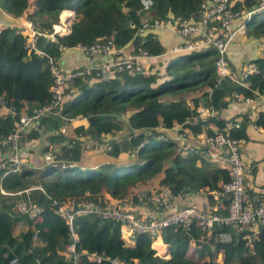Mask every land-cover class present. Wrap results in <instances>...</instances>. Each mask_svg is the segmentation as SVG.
Segmentation results:
<instances>
[{
    "label": "trees",
    "instance_id": "trees-1",
    "mask_svg": "<svg viewBox=\"0 0 264 264\" xmlns=\"http://www.w3.org/2000/svg\"><path fill=\"white\" fill-rule=\"evenodd\" d=\"M152 1V8L144 10L139 0H37L36 10L30 18L36 31L47 29L52 22L57 21L61 9L73 10L77 15L69 33L58 37L56 42H48L44 36H38L30 42L27 31L25 34L15 33L13 28L5 25L0 30V97L4 103L0 107V138L15 127L20 111L27 104L34 105H29L31 108L48 102L52 77L46 56L58 58L62 47L73 48L76 44L93 42L102 37L111 39L115 49L130 43L129 52L145 50L150 55L160 54L163 47L156 34L151 30L138 34L134 28L143 22L151 24L162 21L167 15L189 17L195 13L200 2ZM26 2L0 0V8L14 17L26 6ZM256 2L258 0H244L243 5L249 8ZM235 4L236 8L241 7L239 2ZM257 13L260 19L255 22ZM245 25L247 32L249 30L250 34L264 39V9L254 13L245 21ZM214 58L212 49L188 52L171 61L170 71H166L169 78L159 83L153 74L125 72L121 73V80L112 78L89 85L84 83L83 76L71 80L65 92L78 86L82 88L79 95L62 103L61 108L54 113L56 119L52 118L53 115L44 116L25 134V140L29 141L39 137V129L42 128L47 136L46 144H59L56 158L66 163L67 169L57 173L53 179L42 180L39 185L42 190L32 189L26 195L31 203L41 208L37 216L29 217L12 211L2 204L0 194V264H7L11 257H16L19 264H69L58 254V250H62L66 244L65 225L48 206L51 197L90 192L105 199L98 192L103 184L113 188L108 192L110 197L121 198L126 193V186L155 179L157 185L167 187L177 196L184 188L210 192L216 190L220 183L226 182V168H219L194 154L181 155L172 141L158 139L157 130L158 126L167 130L175 123L187 126L183 122L190 118L192 127L199 128L206 124L204 129L207 133H212L208 124L231 138H248L244 131L247 124L244 115L239 119L241 124L238 128H228L226 124L229 121L224 122L216 117L208 118L204 124L194 122L193 118L198 116L197 108L201 106V101L219 111L231 100L233 92L242 97L252 96L254 92L264 96V57L246 61L254 64L258 72L244 77V85L226 80L216 83ZM179 65L183 69H178ZM241 65L233 69L229 64L231 70L236 72ZM190 85H194L195 89H189ZM6 107H12L13 113H8ZM125 112L128 113L126 116ZM120 113H124V116L120 117ZM78 115L87 117L88 126L86 129L76 128V135L89 136L98 142L107 134L127 128L129 131L109 143V149L105 150L113 158L125 152L129 157L135 154L137 159L131 158L132 162L120 164L112 174L105 175L96 169L83 171L69 168L70 163L80 159L85 143L66 138L60 132V127ZM253 123L264 131V113L255 111ZM29 174L25 168L7 173L0 177V188L4 191L23 188V181ZM74 226L80 247L87 253L100 254V264H212L211 253L208 254L209 262L199 263L186 258L185 252L191 240L212 244L213 252L221 251V264H264V225H257L255 238L250 242L247 241L251 235L250 229L235 232L229 226H216L208 238L194 224L185 229L165 227L159 235L162 243L172 249L169 258L154 256V250L148 247L153 237L146 234L135 235L133 245L124 246L115 222L100 221L85 215L76 217ZM15 227H18V231L14 233ZM222 231L230 234V240L225 243L214 241L215 235ZM113 259H117V263H113ZM81 261L82 264H94L85 257Z\"/></svg>",
    "mask_w": 264,
    "mask_h": 264
},
{
    "label": "built area",
    "instance_id": "built-area-1",
    "mask_svg": "<svg viewBox=\"0 0 264 264\" xmlns=\"http://www.w3.org/2000/svg\"><path fill=\"white\" fill-rule=\"evenodd\" d=\"M232 1L200 0L195 13L189 17L167 15L162 21H155L151 24L143 22L134 29L138 34H142L147 30L165 28L183 40L181 44L161 53L164 55L212 49L215 52L213 61L215 82L220 83L226 80L232 84L244 85L242 79L249 74L257 73L258 69L254 64L247 62L242 66L240 72L235 73L232 71L226 58L227 47L233 41L237 32L240 34L246 32L245 21L249 20L254 13L264 9V0H258L249 8H236ZM139 4L142 9L148 10L152 8L153 1L139 0ZM75 18L76 14L73 12H68L64 18H61L60 12L58 21L41 31H36L30 20L27 19V22L21 24L22 26L15 28V33L25 34L27 31L30 42L38 36H44L48 42H56L58 37L69 33L70 26ZM3 28L5 26L0 25V30ZM74 48L80 50L85 57L113 52L117 53V56L110 63L88 66L73 71H64L59 66L56 57L46 56L48 70L52 77V83L49 87V100L43 106L23 108L18 115L15 127L0 138V156L6 152L10 153L7 158H0L1 176L23 168L18 150L25 143L27 130L33 124L38 123L42 117L53 115L61 108L67 85L73 78L91 76L95 81H108L116 73L133 74L142 72L141 60L156 57V55L148 54L145 50L136 53H123L120 49H115L112 40L107 37L98 38L85 44H76ZM261 96L254 92L252 96L242 97L233 92L231 93V101L249 104ZM2 106H4V103L2 97H0V107ZM6 109L8 113H13L14 109L12 107H6ZM214 111L211 105L207 107L199 106L197 108L198 116L194 117L193 121L201 122L206 115H212ZM243 115L247 120L246 125L251 126L253 129L259 128L253 123L254 110L245 111ZM240 118L241 116L230 120L226 127L238 128L241 124ZM183 123L190 124V118H186ZM182 126L183 124L180 123L173 124L167 133L159 132L158 139L168 141L171 132L182 130ZM199 136H201L200 146L194 148L183 146L178 148L179 152L181 155L194 154L204 160L224 166L228 171V180L220 183L218 188L211 192L202 189L187 190V188H184L179 195L188 198L209 195L210 198L216 201L213 207L201 208L190 201L182 207L168 208L164 212L149 215H140L131 209L117 205L110 199H100L90 192L81 195L51 197L48 206L65 225L66 244L62 250L64 260L69 264H82V257L94 262V264H100L102 260L100 254L96 252L87 253L80 247L74 220L76 217L85 215H91L100 221L117 223L123 243L134 240L137 234H146L154 238L165 227L178 226L185 229L190 224L196 225L208 238H210L209 234L216 226H229L235 232L250 229L251 235L247 237V241H252L257 233V225H264V187L260 188L253 196L247 194L245 179L251 173L252 166L241 155V146L245 140L231 138L217 130L211 134L204 133ZM105 148L109 149V145H106ZM42 159L45 166L48 167L59 165L63 168L67 165L56 158L51 143L47 144ZM32 189L42 190L40 186H33L17 192H7L0 188V194L21 195ZM174 197L165 186H160L153 192L139 191L135 193L137 201L146 205L153 204L160 208L169 206L168 203ZM15 210L17 213L26 214L29 217L37 216L41 212L39 206L25 201L17 202ZM220 210H224V213H220ZM34 238L33 235L32 239ZM214 239L218 243H225L230 240V234L223 231L218 232ZM112 262L117 263V259H113ZM7 264L19 263L16 257H11Z\"/></svg>",
    "mask_w": 264,
    "mask_h": 264
},
{
    "label": "crops",
    "instance_id": "crops-1",
    "mask_svg": "<svg viewBox=\"0 0 264 264\" xmlns=\"http://www.w3.org/2000/svg\"><path fill=\"white\" fill-rule=\"evenodd\" d=\"M36 1L37 0H27L26 6L21 10V12L18 15L14 17L7 15L0 8V25L3 26L8 25L11 28H13L15 31V28L22 26L21 24L27 22V19H29L32 24V20L30 18L31 15H33L34 11L36 10ZM243 1L244 0H233L232 3L236 7L235 3L239 2L241 7H244ZM62 10H67V11L62 12ZM60 12H61V18H64L65 14H67L68 12H73L74 14H76L73 10H69V9H61L59 13ZM55 22H52L51 24ZM151 31L154 34H156V37L160 45L163 47L161 53H164L166 50H168L173 46L181 44L183 41L181 38H179L178 36L171 33L165 28H156V29H152ZM236 35L239 36L236 37ZM236 35L228 48V61L233 69L239 68L240 65L243 63L241 65L242 68V66L245 64L246 61L255 59L257 57H264V39L262 37H258L256 35L250 34L249 30L248 32L246 30V32L243 34L237 33ZM129 44L130 43H128L123 48H121L120 51L123 53H128L129 51H131V49L129 48ZM129 53H134V52H129ZM161 53L157 54L156 57L154 58H150V59L144 58L143 60H141L143 65V70L142 72H139L143 74L155 75L158 83L164 79L169 78L166 71L167 70L170 71L169 68L171 61L175 58H178L186 54V53H178V54L164 55ZM116 56L117 53L113 52L104 55H96L93 57H85L80 50L73 47V48L60 49V53L58 55V58L56 59L59 66L64 71H73L88 66H99L104 63H110L111 61H114L116 59ZM240 70L237 72H240ZM234 72L237 73L236 71ZM112 78H116L118 80L122 79L121 74L119 73H116ZM83 80L84 83L87 85L91 84L92 82H96L91 76H83ZM81 90L82 88L81 87L79 88L78 86H76L73 89L72 88L69 89L68 92H66L64 95V101L66 100L68 101L69 99H73L77 97ZM190 94H194V93H190ZM225 100H227V98H225ZM29 105L32 104H27L24 108H30ZM200 105L207 107V105L202 101ZM251 110L260 111L261 113H264V96L259 97L258 99L254 100L249 104H245L242 102H232L230 100L228 101L226 106L222 107L219 111H214L212 115H206L205 119L201 122H203L202 124L206 123V121L210 117H216L221 121L227 122L234 118L240 117L241 115H243L245 111H251ZM126 112H131V111H126ZM126 112H125V116L128 114ZM119 116L123 117L124 113L123 114L120 113ZM192 125L193 123H191L190 125L188 124L187 126H182V130L179 129L176 132H171V136L169 137V140L172 141L175 144V146L178 148L183 146L192 147V148L200 146L201 136L199 135L207 133L204 129V126L206 124L198 126L199 128H197L196 126L192 127ZM87 126H88V121L85 115H78L68 120L65 123V125L61 127L59 126L60 132L66 138H74L76 140H80L85 143L80 159L78 161H74L70 163L69 168L74 167L83 171L96 169L99 170L101 174L105 175V174L113 173L115 167L120 164L132 162L131 157L126 155L125 152H120L117 157L113 158L109 156L105 150L106 145H108L112 141L118 140L123 135H125L129 131L127 130V128L119 132L107 134L104 137L100 138L101 140L100 142H98L94 138H91L89 136L76 135L75 132L76 128L86 129ZM207 127H209L212 132L215 131V128H213L208 124ZM157 130L158 133L168 132V129L167 130L161 129L160 126L157 127ZM43 131L44 130L40 128L39 137L30 139L29 141L25 140V143H23L22 146L19 148L18 154L20 156L21 161L23 162V168L27 169V171L30 172V174L25 177L23 181L24 183L23 188L10 190L7 192H17L22 189L31 188L33 186H39L42 180L45 181L48 179H53L57 173H60L67 169V166L63 167L64 168L63 170L56 169L57 166L56 167L45 166L42 159V155L46 150L47 136L46 134L43 133ZM244 131L248 138L244 139L245 142L241 146V155L243 159L249 165L252 166L251 173L245 179V183H246L247 194L248 195L251 194L253 196L260 188L264 187V131L261 128L253 129L249 125L245 126ZM51 145H52L53 153L57 154L59 150V144L51 143ZM9 155L10 153L6 152L5 154H1L0 158L4 159L7 158ZM212 163H214V165L219 168H225L224 166L217 164L215 162ZM195 164L198 165V161H196ZM48 169L50 170L52 169V170L50 171ZM105 169L107 170V172ZM102 172H106V173H102ZM138 184L139 185L136 184L129 185V187L126 189V193L121 198L110 197L108 195V192H110V189L112 187L108 188L106 187V185L103 184L100 186L98 192L103 198L110 199L114 201L117 205L123 208L131 209L140 215H149L156 212H161V211L164 212L168 208L182 207L190 201L192 203L199 205L201 208L213 207L216 204V201L213 200L212 198H209L208 195L193 196L191 198H188V197L180 196L178 194L168 203L169 206L165 208L156 207L153 204L146 205L140 201H137V199L135 198V193L139 191H143L146 193L153 192L156 191L160 186L157 185V179L153 181L152 180L146 181L144 183L139 182ZM28 193L29 191L21 195L1 194L2 195L1 202L2 204H5L6 206L10 207L12 211L16 212L15 205L17 202L19 201L30 202V200L26 196L28 195ZM219 212L224 213V210H220ZM17 231H18V227H15L14 233ZM119 239L124 246L133 245L134 240L128 243H123V240L120 237ZM213 240L215 241V239ZM200 246L202 247L200 248ZM148 247L154 250V256H159L161 258H169L172 250L169 245L162 243L160 235L151 239ZM62 250H58V254L61 256H62ZM209 253H211L213 256L212 261L210 263L221 264L223 257L221 251L213 252L212 244L210 245L208 243H203L201 241L197 243L196 241L191 240L186 249L185 256L186 258L202 263L207 261L209 262V257H208Z\"/></svg>",
    "mask_w": 264,
    "mask_h": 264
},
{
    "label": "rangeland",
    "instance_id": "rangeland-1",
    "mask_svg": "<svg viewBox=\"0 0 264 264\" xmlns=\"http://www.w3.org/2000/svg\"><path fill=\"white\" fill-rule=\"evenodd\" d=\"M260 19V16H259V14L257 13L256 15H255V22H257L258 20ZM237 33H239V32H237ZM236 33V34H237ZM240 34V33H239ZM239 35H236V37H238ZM235 37V36H234ZM178 69H183L182 68V66L181 65H179L178 67H177ZM189 89H195V86L194 85H190L189 86ZM131 158L132 159H137V157H136V155L135 154H132V156H131ZM56 169H61V170H63L64 168H60V166L58 165L57 166V168ZM106 170V169H105ZM106 172H107V170H106ZM106 172H102V173H106ZM54 174H55V172H54ZM112 174V173H111ZM121 176H123V174H121ZM118 182H121L120 180L118 181ZM114 184H117V182H114ZM121 188V187H120ZM128 187L126 186V189H127ZM121 189H124V188H121ZM126 189H125V191H126Z\"/></svg>",
    "mask_w": 264,
    "mask_h": 264
},
{
    "label": "water",
    "instance_id": "water-1",
    "mask_svg": "<svg viewBox=\"0 0 264 264\" xmlns=\"http://www.w3.org/2000/svg\"><path fill=\"white\" fill-rule=\"evenodd\" d=\"M52 118L53 119H56V117L55 116H52ZM61 124H60V122H58V126H60Z\"/></svg>",
    "mask_w": 264,
    "mask_h": 264
},
{
    "label": "clouds",
    "instance_id": "clouds-1",
    "mask_svg": "<svg viewBox=\"0 0 264 264\" xmlns=\"http://www.w3.org/2000/svg\"><path fill=\"white\" fill-rule=\"evenodd\" d=\"M35 10V9H34ZM246 30H247V28H246ZM53 116H54V114H53Z\"/></svg>",
    "mask_w": 264,
    "mask_h": 264
}]
</instances>
